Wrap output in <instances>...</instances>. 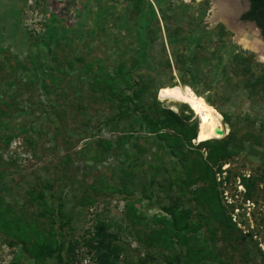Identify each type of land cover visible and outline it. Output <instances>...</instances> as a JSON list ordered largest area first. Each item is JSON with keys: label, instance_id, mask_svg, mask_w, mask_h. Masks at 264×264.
Listing matches in <instances>:
<instances>
[{"label": "rangeland", "instance_id": "obj_1", "mask_svg": "<svg viewBox=\"0 0 264 264\" xmlns=\"http://www.w3.org/2000/svg\"><path fill=\"white\" fill-rule=\"evenodd\" d=\"M212 8L213 0H0V264H63L40 261L32 240L50 235L64 245L79 238L73 264H96L82 239L99 217L122 247L115 264L179 254L137 236L160 227L173 200L190 223L208 214L193 196L207 183L187 186L197 170L165 146L185 144L198 121L185 104L158 99L169 84L217 108L224 135L212 141L235 138L230 156L209 163L232 225L220 219L193 232L211 249L204 262L264 264V60L257 43L244 45L243 30L254 27L238 15L235 25L221 14L213 21ZM208 146L196 147L205 160Z\"/></svg>", "mask_w": 264, "mask_h": 264}, {"label": "trees", "instance_id": "obj_2", "mask_svg": "<svg viewBox=\"0 0 264 264\" xmlns=\"http://www.w3.org/2000/svg\"><path fill=\"white\" fill-rule=\"evenodd\" d=\"M113 1L119 4H125L128 1L134 0ZM140 1L141 0H137V2ZM250 2V10L243 14L242 18L255 19L258 25L262 28V34L264 36V0H250ZM53 36V32L50 31L49 37ZM54 62L55 60H53L52 63ZM40 68L43 70V72H45L51 70V65H49V63H44L40 65ZM60 71L63 72L62 69ZM197 122L198 121L193 124V127L191 128V133L188 134L187 141L185 144L178 145L179 147L177 148H172L173 145H169V142H167L165 143V146H170V149H173V154L179 155L180 158L183 157L186 159L184 160L182 158L184 160V167H186L187 164L191 167L192 172L193 169L197 170L196 177H189L185 181L187 186H189L191 183H196L199 180H202L203 182L207 183L206 186L195 189L193 191V196L196 198L197 201L199 200V202L207 203V205L209 206L208 214H200V218L198 219V221L190 223L189 217H186L185 214L186 210L179 209V203H173V201H175L173 200L172 205H169L168 207H163V210H165L166 213L165 215H163L162 218H160V227L154 230L152 228L143 226V230L138 231L137 236L142 243L144 242L145 245H153L155 244V239H157L161 240L158 242L165 249L180 248V256L179 254H174L172 259H167L168 257L166 255L164 263L160 262L159 264H174V261L176 264H206V262H204V258H209V255L211 254V249H207V247L202 246L203 244H205L206 239H200L194 236L193 232L200 231L201 225L203 223H206L208 225L207 231H211V227H214V222H216V220L221 219L222 222H224L223 224L229 222L227 216L224 214V208L220 203L219 193L215 188V171L213 170L212 165L209 163L215 162L218 158H225L227 156H230L232 152L231 149L233 148L231 144L235 145V138L230 136L229 140L227 139V142L222 140L212 141L211 139L205 142L197 143L196 145H194V147L191 143V139H193L195 136ZM161 138L163 137L161 136ZM229 142L230 145H228ZM210 143H213L212 146H208ZM205 145L208 146V157L206 158V160L202 158V155L196 148L198 146ZM182 146H186L187 149L184 150V148H181ZM192 153H196L195 158H187V155ZM242 180H244V183L247 188L246 193L247 196H249L251 187L248 183L245 182L246 180H248V177H242ZM29 191L36 192L33 187H30ZM34 194L35 193H33V195ZM38 198L41 199L40 194L38 195ZM133 211L136 212L137 209L133 208ZM133 211H131V213ZM62 216L63 215L61 213V210L59 209L58 217L60 218ZM168 216L170 218H168ZM64 218L60 221L59 229L62 225H67L70 222V217L68 215H66ZM143 218L144 217L139 218L137 220H143ZM229 225H232V222H229ZM12 226L15 236L21 238L24 241L25 238H29L27 237L29 233L26 227H20L18 224ZM55 226L54 228H52L51 233H58V236L62 238V234H60L61 232L59 230L55 231ZM110 226L111 223L109 221L99 217L97 218L96 223L92 226L93 231L91 232V229L88 230V237L82 239V244L87 247L88 252L92 253V259L96 264H115V259L119 256V252L122 249L117 239V236L114 234L113 231L108 230ZM223 230H226V228H224ZM226 233L228 234L229 231H227ZM49 237L50 238L48 239L43 238L32 240L33 244L40 248V261L44 262V259L46 257H50L51 261L62 262L63 264H73L76 261L77 257L75 249L80 244V239H73L72 237L67 241V244L64 245V243H62L58 239L59 237L55 238L51 235ZM63 248H65V250L62 253L61 251ZM183 253L184 257L181 256V254ZM146 258L148 259V257H145V259ZM151 260V258L148 260H143L142 263L150 264ZM11 264L16 263L12 262Z\"/></svg>", "mask_w": 264, "mask_h": 264}, {"label": "bare ground", "instance_id": "obj_3", "mask_svg": "<svg viewBox=\"0 0 264 264\" xmlns=\"http://www.w3.org/2000/svg\"><path fill=\"white\" fill-rule=\"evenodd\" d=\"M213 1L214 8L211 9V12H213L212 20L219 21L222 19L221 16L225 15L222 20H230L232 24V19L235 16V9L237 8L236 7L234 9V3H231V8L230 6L226 7L221 0ZM254 32V28H250L249 30H243L245 37H247L244 40V45L246 46V48H250L252 50L255 49L252 43H257L258 45H260L259 40H257V34H255ZM247 39H250V42ZM263 48V46H258V52L263 58H261L262 60H264V56L261 53ZM158 99H168L169 101L180 102L182 104L187 105L193 110L194 115L198 120V126L196 129L195 136L193 138L194 142L201 143L224 135V130L221 124L222 116L220 112L212 103L205 101V99L201 95L197 94L194 89H192V87L188 85L180 86L179 84H169L167 86H161L158 89Z\"/></svg>", "mask_w": 264, "mask_h": 264}, {"label": "flooded vegetation", "instance_id": "obj_4", "mask_svg": "<svg viewBox=\"0 0 264 264\" xmlns=\"http://www.w3.org/2000/svg\"><path fill=\"white\" fill-rule=\"evenodd\" d=\"M244 1V4H245V8L240 11L239 13H237L238 15V19L241 21V22H248V23H253L255 26H257L259 29H260V34L261 36L263 37L264 39V36L262 34V28L258 25V23L256 22L255 19H243L242 16L243 14H245L246 12H248L250 10V7H251V2L250 0H243ZM252 26V25H251ZM235 27V26H234ZM253 27V26H252ZM256 30V29H255ZM259 31V30H258ZM257 33V32H256ZM255 33V34H256Z\"/></svg>", "mask_w": 264, "mask_h": 264}, {"label": "water", "instance_id": "obj_5", "mask_svg": "<svg viewBox=\"0 0 264 264\" xmlns=\"http://www.w3.org/2000/svg\"><path fill=\"white\" fill-rule=\"evenodd\" d=\"M236 15H237V12L235 13V16H234V18L236 17ZM233 23V22H232ZM248 23V22H247ZM250 24L255 28V29H257L256 31H258L256 34H257V40H259V46H263L264 47V39H263V37L261 36V34H260V29L257 27V26H255L253 23H251L250 22ZM261 53L263 54V56H264V48H263V50L261 51Z\"/></svg>", "mask_w": 264, "mask_h": 264}, {"label": "crops", "instance_id": "obj_6", "mask_svg": "<svg viewBox=\"0 0 264 264\" xmlns=\"http://www.w3.org/2000/svg\"><path fill=\"white\" fill-rule=\"evenodd\" d=\"M234 24V23H233ZM235 25V24H234Z\"/></svg>", "mask_w": 264, "mask_h": 264}]
</instances>
